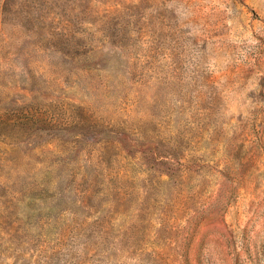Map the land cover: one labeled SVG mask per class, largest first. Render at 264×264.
I'll list each match as a JSON object with an SVG mask.
<instances>
[{
	"label": "rangeland",
	"instance_id": "374dc122",
	"mask_svg": "<svg viewBox=\"0 0 264 264\" xmlns=\"http://www.w3.org/2000/svg\"><path fill=\"white\" fill-rule=\"evenodd\" d=\"M0 264H264V0H0Z\"/></svg>",
	"mask_w": 264,
	"mask_h": 264
}]
</instances>
